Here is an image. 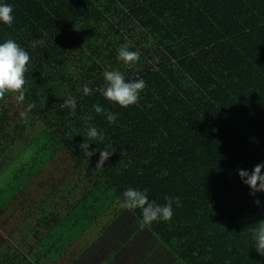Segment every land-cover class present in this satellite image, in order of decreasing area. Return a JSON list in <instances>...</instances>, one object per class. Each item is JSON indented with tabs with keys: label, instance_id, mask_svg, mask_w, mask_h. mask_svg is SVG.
Returning <instances> with one entry per match:
<instances>
[{
	"label": "trees",
	"instance_id": "trees-1",
	"mask_svg": "<svg viewBox=\"0 0 264 264\" xmlns=\"http://www.w3.org/2000/svg\"><path fill=\"white\" fill-rule=\"evenodd\" d=\"M0 4L14 16L0 22V44L11 39L30 57L25 100L0 101V228L29 264H73L126 209L129 187L160 206L179 198L170 220L144 225L177 264H264L254 239L264 192L251 195L238 175L264 164V0ZM125 43L140 53L133 66L118 59ZM106 70L145 81L137 104L98 91ZM69 97L75 115L61 107ZM90 126L105 139L89 141L87 157L79 146ZM103 150L113 155L96 169ZM19 258L0 252V264Z\"/></svg>",
	"mask_w": 264,
	"mask_h": 264
},
{
	"label": "clouds",
	"instance_id": "clouds-1",
	"mask_svg": "<svg viewBox=\"0 0 264 264\" xmlns=\"http://www.w3.org/2000/svg\"><path fill=\"white\" fill-rule=\"evenodd\" d=\"M13 21V7L9 4H0V22L10 27ZM130 47V43H125L121 46L118 50V59L128 66H133L139 61L140 53L138 51H131ZM29 62V54L15 41L9 39L0 44V101H4L7 94H13L18 102H23L25 100V73L27 72V65ZM103 76L105 85L100 87L98 91L107 100L124 108L137 104L140 98V92L146 87L143 79L126 82L124 74L119 70H106ZM91 91L92 90L87 85L83 87L84 95H89ZM34 106V104H28L26 112L20 114L25 123L27 122V113L31 112ZM76 106L75 97H69L61 105V107L70 108L72 115H75ZM93 108L97 114H104L110 124L115 123L117 119L116 114L110 111L105 112L104 108L99 103L93 105ZM84 119L87 122L92 119V116H85ZM104 139L105 136L102 131H98L96 127L90 126L87 130L85 142L79 147L83 151L84 156L91 157L95 153L88 151L90 146L89 141L102 142ZM112 155L113 153L107 150L100 151V158L96 164V169L104 168L105 162L108 161ZM262 170H264V164H257L251 173L242 169L238 171V175L241 180L250 187V194L253 196H255L256 193L264 192V174H262ZM147 194V189L140 191L129 187L123 193V202L121 204V207L129 210H141L142 219L140 224L142 227L161 219L164 221L170 220L173 216V203H175L177 207L180 206L179 198H176L174 201L171 197H165L167 203L160 206L157 205L155 201L150 202ZM255 202L257 206L260 205L259 200ZM254 239L257 253L264 255V222H260L255 229Z\"/></svg>",
	"mask_w": 264,
	"mask_h": 264
},
{
	"label": "rangeland",
	"instance_id": "rangeland-1",
	"mask_svg": "<svg viewBox=\"0 0 264 264\" xmlns=\"http://www.w3.org/2000/svg\"><path fill=\"white\" fill-rule=\"evenodd\" d=\"M0 252L17 254L29 264L21 248L0 228ZM19 258V259H20ZM177 264L140 220L125 209L73 264ZM180 264V263H178Z\"/></svg>",
	"mask_w": 264,
	"mask_h": 264
}]
</instances>
